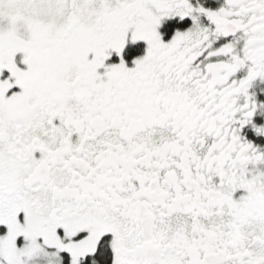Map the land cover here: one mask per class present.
<instances>
[{"label":"snow or ice","instance_id":"6c2138e0","mask_svg":"<svg viewBox=\"0 0 264 264\" xmlns=\"http://www.w3.org/2000/svg\"><path fill=\"white\" fill-rule=\"evenodd\" d=\"M0 264H264V0H0Z\"/></svg>","mask_w":264,"mask_h":264}]
</instances>
